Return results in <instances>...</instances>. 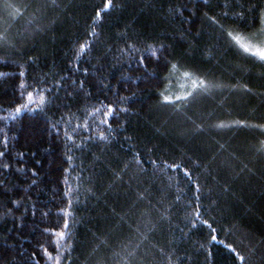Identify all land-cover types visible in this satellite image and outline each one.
<instances>
[{"label": "trees", "instance_id": "trees-1", "mask_svg": "<svg viewBox=\"0 0 264 264\" xmlns=\"http://www.w3.org/2000/svg\"><path fill=\"white\" fill-rule=\"evenodd\" d=\"M105 2L0 0V264H264V0Z\"/></svg>", "mask_w": 264, "mask_h": 264}, {"label": "snow or ice", "instance_id": "snow-or-ice-1", "mask_svg": "<svg viewBox=\"0 0 264 264\" xmlns=\"http://www.w3.org/2000/svg\"><path fill=\"white\" fill-rule=\"evenodd\" d=\"M110 6L108 0H106L105 4H104V8H108ZM97 17L100 16V12L99 10L97 11L96 13ZM227 35L232 38V40L240 47L242 48L246 53H249L253 56H256L258 57L261 61H264V37H261V38H257L255 35L254 36H251V37H241L239 34H236L234 35L233 32L229 31L227 33ZM86 47L85 44H81L80 45V48L81 50H83L84 48ZM129 47H132V45H129ZM153 55H155V51H153ZM143 58H141V61H142ZM173 67H175V65H173ZM184 76L185 77H189L190 74L185 72L184 73ZM219 85H213L210 81H206L205 79L203 78H197V79H193L192 80V83H191V87H192V90H201V91H208L210 90L211 88L213 87H218ZM245 87H247L245 85ZM32 93L29 92L28 93V96L29 97H32ZM191 95H193V91H186L184 93V95L182 97H172V96H168V95H164L163 96V100L166 101V102H172L173 100H176V101H180V100H187L188 97H190ZM40 99L43 101L44 99H46L43 95V92L41 91L40 92ZM25 107H27V105H25ZM111 108L112 106L111 105H108V109H109V112L111 111ZM21 109L20 107L18 106L16 108V111L19 112ZM105 115H107V113H105ZM104 123H107V121L105 120ZM232 123H239L241 125H243L245 122L244 121H234ZM219 126H224L223 123H221V125ZM259 127L261 128H264V125H259ZM100 135L103 137L104 136V133H100ZM153 163H155V161H153ZM172 168H175L176 165L173 164L171 165ZM186 171V174H187V170ZM197 215H199V213H197ZM65 223H67V221H65ZM204 224H208V221L207 220H204L203 221ZM59 235L61 237L64 236V233L61 232L59 233ZM213 240L216 239L215 236L212 237ZM227 247L229 249H232L233 246L231 244L227 245ZM234 251V249H233ZM240 259H243V257H240Z\"/></svg>", "mask_w": 264, "mask_h": 264}, {"label": "rangeland", "instance_id": "rangeland-1", "mask_svg": "<svg viewBox=\"0 0 264 264\" xmlns=\"http://www.w3.org/2000/svg\"><path fill=\"white\" fill-rule=\"evenodd\" d=\"M256 36L257 38H261V37H264V21L262 23V26L261 28L259 29L258 32L254 33L252 36ZM251 37V36H250Z\"/></svg>", "mask_w": 264, "mask_h": 264}]
</instances>
